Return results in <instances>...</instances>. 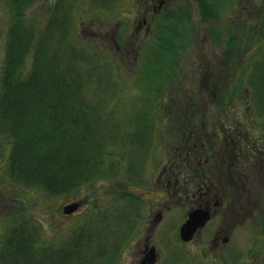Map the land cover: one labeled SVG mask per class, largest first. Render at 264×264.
Here are the masks:
<instances>
[{"label":"rangeland","instance_id":"obj_1","mask_svg":"<svg viewBox=\"0 0 264 264\" xmlns=\"http://www.w3.org/2000/svg\"><path fill=\"white\" fill-rule=\"evenodd\" d=\"M12 2L0 0V80L14 26L37 39L53 21L68 23L61 47L79 58L84 77L91 79L84 93L90 103L102 105L98 143L110 153L106 165L112 159L117 174L72 194L51 195L11 176L10 135L1 129L0 254L11 227L21 220L40 231L47 247L69 242L81 227L94 230L104 243L102 231L110 226L116 236L109 246L114 241L120 249L115 264H138L134 246L146 234L148 206L144 210L142 198L131 192L165 161L163 143L181 137L174 114L168 113L172 100L190 94L205 75L215 87L200 92L194 102L207 109L209 123L244 130L259 121V108H264V0H156L158 13L147 15L151 30L139 29L144 0H32L18 8ZM149 197L153 200L154 194ZM73 203L80 204L79 210L66 215L64 208ZM177 221L171 217L157 232L160 264H208L200 248L180 244ZM94 243L97 247L96 237ZM256 246V239L247 240V264L261 262V252H248ZM87 256L99 264L92 253Z\"/></svg>","mask_w":264,"mask_h":264},{"label":"trees","instance_id":"obj_2","mask_svg":"<svg viewBox=\"0 0 264 264\" xmlns=\"http://www.w3.org/2000/svg\"><path fill=\"white\" fill-rule=\"evenodd\" d=\"M12 1L18 8L32 0ZM58 22L47 25L37 39L20 34L18 26L12 28L0 80V131L6 129L10 135L11 176L62 196L117 174V168L112 159L106 165L110 153L98 143L102 105L90 103L84 93L91 79L84 77L79 58L61 47L68 23ZM94 232L81 227L69 242L47 247L40 231L21 220L7 234L0 264H93L88 253L99 264H115L120 249L112 228L102 231L104 243Z\"/></svg>","mask_w":264,"mask_h":264},{"label":"flooded vegetation","instance_id":"obj_3","mask_svg":"<svg viewBox=\"0 0 264 264\" xmlns=\"http://www.w3.org/2000/svg\"><path fill=\"white\" fill-rule=\"evenodd\" d=\"M143 5L147 7L139 29L151 30L147 15L160 8L156 0H144ZM214 87L204 75L190 94L172 100L167 111L174 114L181 137L163 143L165 161L157 164L149 181L141 180L138 189L133 186L131 196L142 198L144 210L148 206L143 217L146 234L134 246L138 264L161 263L155 239L171 217L178 220L180 244L200 248L208 264H247L244 248L249 238L257 240V249L248 252H261L258 264H264V108H259V121L244 130L214 127L206 119L207 109L194 102L200 92L210 93ZM188 222L194 233L184 241L181 230Z\"/></svg>","mask_w":264,"mask_h":264},{"label":"water","instance_id":"obj_4","mask_svg":"<svg viewBox=\"0 0 264 264\" xmlns=\"http://www.w3.org/2000/svg\"><path fill=\"white\" fill-rule=\"evenodd\" d=\"M80 208V204L79 203H73L69 206H66L64 208V213L66 215H73L75 212H77ZM193 228L191 226V223L188 222L184 227H182L181 230V237L184 241H190L192 239V235H193Z\"/></svg>","mask_w":264,"mask_h":264}]
</instances>
